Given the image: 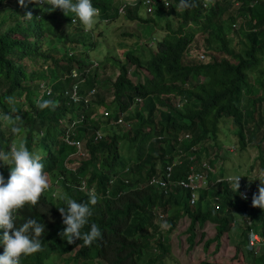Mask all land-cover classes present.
Returning <instances> with one entry per match:
<instances>
[{
    "label": "trees",
    "instance_id": "obj_1",
    "mask_svg": "<svg viewBox=\"0 0 264 264\" xmlns=\"http://www.w3.org/2000/svg\"><path fill=\"white\" fill-rule=\"evenodd\" d=\"M114 1L92 0L99 9V19L120 14ZM142 1L122 0L121 14L140 23H153L154 16L170 19L176 28L171 29L166 20L165 33L154 48L143 46L145 56L131 49L125 51L123 60L113 63L117 73L108 83L107 94L96 88L97 75L84 68L88 63L83 57L74 52L57 56L58 47L51 49L49 39H58L62 46L67 41L70 46L86 45V39H80L81 30L78 37L68 39L70 17L61 16L59 9L47 12L36 4L23 8L18 0H12L14 7L9 8V0H0V9H11L0 17V113L9 111L7 98L15 97V107L23 118L20 135L30 152L40 145L37 152L43 157L41 163L50 185L37 205H25L17 214V227L28 218L45 225L43 250L22 256L20 264H47L52 256L57 259L65 254L64 264L68 260L71 264H143L144 256L147 264H161L162 257L169 254V238L181 216L188 219L187 249L194 245L195 228L205 222L214 224L215 234L202 242V248L207 249L212 241L218 246L222 233L227 234L235 225L236 216L245 222L244 231L251 227L264 239V210L252 207V201H243L238 195L244 182L252 195L255 193L251 179L217 170L220 180L212 182L215 174L208 172L207 188L198 190L192 204L188 203V190L179 185L186 180L189 167L197 170L204 162L211 164L209 152L216 155L221 146L218 131L223 119L234 129L232 146L251 149L253 169L264 173V0H239L236 6L229 0H197L198 6L189 10H181L179 0H167V5L152 0V11L143 8L145 17H141ZM231 7L235 9L233 15L229 13ZM27 11L39 18L23 19ZM234 35L238 40L231 45ZM198 49L201 59L188 56ZM38 60L39 66L50 60L53 69L45 73L41 68L32 78L34 70L27 72L26 67ZM128 63L145 70L141 81L133 83L127 77ZM71 69L82 71L75 78L79 81L75 103L62 92L73 81ZM47 80L51 91L40 96L37 84ZM176 96L183 99L179 106L173 103ZM42 98L52 105L37 108L36 101ZM243 101L247 102L244 107ZM104 110L109 111L108 116L102 115ZM119 113L123 114L121 123H112ZM70 121L75 123L67 130L65 124ZM2 123L0 151L7 152L16 138L9 126L6 135ZM97 129L98 139L94 138ZM65 135L80 142L79 150L84 154L74 166L64 163L73 147L64 143ZM169 164L167 185L148 183L151 177L163 178ZM7 169L0 166L5 179L9 177ZM231 176H241L237 191L225 180ZM54 184L61 189L56 196L58 187ZM90 190L99 201L91 206L93 214L82 231H89L95 223L102 239L90 247L82 246L79 240L68 244L58 234L65 227L58 208L66 207L67 198L86 202ZM163 221L172 227L161 228ZM2 233L0 230V236ZM202 236L201 232L199 240ZM3 247L0 244V254ZM239 258L228 262L200 260L196 264H264L263 254H252L250 260L244 254Z\"/></svg>",
    "mask_w": 264,
    "mask_h": 264
},
{
    "label": "rangeland",
    "instance_id": "obj_2",
    "mask_svg": "<svg viewBox=\"0 0 264 264\" xmlns=\"http://www.w3.org/2000/svg\"><path fill=\"white\" fill-rule=\"evenodd\" d=\"M117 2L121 3L122 0H115L114 5L117 7L120 6V3L117 5ZM5 3V1L3 2ZM7 6L9 8L14 7V3L12 0H9V3H7ZM51 7V6H50ZM49 7V8H50ZM11 9H0V17L4 16L5 13H9ZM235 9L234 7H231L229 10V13L232 15L234 14ZM140 15L141 17H145L144 10L140 6ZM244 19V18H242ZM169 21L171 24V29L176 28L173 24L172 20L170 22V19L166 18H156L154 16V22H147V23H140L139 21L135 20H128L124 17L123 14H118L113 19L109 20H100L98 18V23L95 24L94 28L90 31H86L83 27V25L76 20V22L80 23V28H82V35L80 39H86V45L85 46H78L72 45L70 46V42L67 41V43L62 46L59 44L58 39H49L51 40V49L53 45L57 46V51L55 52L57 56H63L64 54L70 55L71 52H74V54H79L83 59L85 60V63L93 64V62H96V65H92V68L95 67V71L97 74V80H96V88L101 90L103 93L106 92L109 94L110 87L108 88V83L111 82L112 78L116 75L117 69L115 67V63L117 60H123L124 53L123 51L127 49H131L132 51L136 52V55H140V53H143L145 56V50L143 49V46L145 49L149 45H151V48H154L155 41L158 40L163 33H165L164 23L165 21ZM238 21H241V19L238 18ZM167 23V22H166ZM70 26L67 28L66 32L68 33V39H73L74 37H78L77 33L79 32L80 28L75 30L76 26L74 24H69ZM236 35V34H235ZM234 35V36H235ZM238 37L235 36L233 39H231V45L237 42ZM199 39V38H198ZM240 39V37H239ZM149 42H152L151 44ZM145 44V45H144ZM46 48H48V43L45 44ZM71 47V48H70ZM201 48V47H200ZM143 49V51H141ZM148 50V56H149ZM200 49L198 50H191L188 53L189 57H197L201 59L202 57L199 56L201 54ZM198 52V53H197ZM214 56L218 57L213 53ZM186 56V59L189 57ZM113 58V59H112ZM29 62V61H28ZM45 66L42 69L45 73H50L51 69H53L52 64L48 63L50 60L44 61ZM40 60H38L35 64H28L26 67V71L29 72L30 70H34V74L32 75V78L35 75V72L37 70L41 71ZM88 65V64H87ZM84 66V67H87ZM92 70V69H91ZM90 70V71H91ZM127 77L133 82H137L138 80H142V76L146 75L145 70L142 68H137L133 64L128 63L127 64ZM48 84V83H47ZM40 96H44L43 94H40L41 88L37 89ZM104 97V95H103ZM177 97V96H176ZM42 101L45 100V98L41 99ZM247 102L245 103L243 101L242 107L244 105L246 106ZM23 109V108H21ZM100 112V111H99ZM62 123H64L61 120ZM60 122V123H61ZM66 129L70 128V123L65 124ZM220 129L218 131V139L221 143V146L218 150V153L216 155L211 154L212 151L209 152V158H213V161L210 164V167L214 170H223L226 174H233V175H241L245 177L246 179H251V185L255 191V193L258 192V185L259 180L258 177L264 175L261 171H257L253 169L252 167V161H254V152L249 150H239L237 147L232 146V141L235 140L234 136V129L231 128V124L228 120L223 119L222 123L219 124ZM2 130L6 133H8V127L2 123L1 126ZM105 129V128H104ZM41 133V130H40ZM39 133V135H41ZM66 134V131H65ZM16 139L11 143V146L16 144L18 145L19 142L23 141V134L15 135ZM66 142H69L70 139H64ZM78 147L73 146L71 148V152L67 155V158L65 160V166H74L79 161L78 158L83 157L84 154L79 150L80 142H78ZM69 146V145H67ZM40 148L39 146L35 147L33 146V153H38L37 150ZM123 151V150H122ZM125 151H123L124 153ZM125 154V153H124ZM73 159H77L74 162H72ZM68 161H71L69 163ZM66 166V167H67ZM251 167V168H250ZM8 168V167H7ZM9 172V169H7ZM0 174H3V170H0ZM7 181V179H5ZM55 187L58 188L54 192V196L57 195L58 192L61 191L59 186L57 184H54ZM81 185V182H80ZM235 225L232 226L231 229H229L228 233H222L218 240V246H215V242L212 241L210 244H208L207 249L202 248V242L206 238H211L215 234L214 224L205 222L202 226L195 228V237H194V245L187 249V242H186V236L185 228L188 224V219L185 216H181L175 225V230L170 235L169 238V254L165 257H162V260L160 261L161 264H196L200 260H208V261H215V262H228L235 260L236 258H239L240 254H244L246 260H250V257L252 256L251 252L247 253V249L245 248L246 242L244 243V237L245 232V222L242 218L239 216H236L235 218ZM255 228V227H254ZM203 233V236L201 237V240H199V234ZM263 245H258L256 249L258 252L256 255H264V249ZM70 252L69 254H71ZM67 257V254L64 256H60L56 259L55 256H52L50 259L46 260V263H54V264H64L66 261H64V258ZM242 261V260H241ZM71 260H68V264H71ZM143 264H147L146 257L141 260ZM104 264V263H102ZM156 264V262L154 263Z\"/></svg>",
    "mask_w": 264,
    "mask_h": 264
},
{
    "label": "clouds",
    "instance_id": "obj_3",
    "mask_svg": "<svg viewBox=\"0 0 264 264\" xmlns=\"http://www.w3.org/2000/svg\"><path fill=\"white\" fill-rule=\"evenodd\" d=\"M18 4L23 8H27L28 4H36L47 12L59 9L63 12L61 16L65 18L70 17V23L74 24L76 29L80 28L81 23L86 31H90L94 28L95 24L98 23L99 9L93 6L92 0H27V2L26 0H18ZM44 5H51V7L44 8ZM122 5L120 4V6L117 7L120 14L122 12ZM197 6V0H179V7L181 10H189ZM68 13L74 15H69ZM22 18L31 21L39 17L34 18L32 11H27ZM77 19L80 23L76 22ZM80 30V33H82V28H80ZM128 50L130 49L125 51ZM92 65H96V62H93ZM92 65L88 63L87 69L88 71L92 69L91 71L96 73L95 67L92 68ZM44 66L45 63L41 66L42 69ZM81 72L82 71H77L76 69H71L69 71V76L73 81L62 91L63 96L71 103H75L79 99L77 94V85L79 81L75 78L80 76ZM84 72L83 69V73ZM38 88H41L40 94L48 95L51 91V83L48 82V80L39 81L37 84V89ZM182 100L183 99L177 96L173 99V103L179 106ZM7 103L10 105V109L6 113H0V121L6 126H9L14 135H19L22 132L21 124L23 123V118L18 114L19 109L15 107V97L9 96L7 98ZM50 105H52V101H36L37 108L41 110ZM74 123L75 121H70V127ZM97 133H99L98 129ZM65 137L67 138V136L65 135L63 137L64 143H66L64 140ZM42 159L43 157L41 154L30 152L23 141L19 142L18 145L14 144L10 146L7 152L0 151V166H7L9 169L7 181H5L3 174H0V230H3L2 236H0V244L4 246L3 253L0 254V264H20L22 256L26 257L43 250V243L41 240L45 232V225L43 223L33 218H28L19 227L16 225L18 212L22 210L25 205H37L41 195L50 187L48 176L44 172V165L41 163ZM215 171L217 173V170ZM216 173L215 177H217ZM240 178L241 176H231L227 178L235 191L240 187ZM257 179L260 182L257 186V193H253L252 195V192L247 186L248 183L244 182L243 186L238 190V195L243 201H252V207H259L261 210H264V175ZM206 188L207 187H204V189ZM243 189L248 191V197H246L245 194H241ZM197 192L194 201H196ZM86 195V202H77L74 199L67 198L65 200L66 207L58 208L62 217V222L65 225L62 232L58 234L62 239L66 240L68 244H73L75 241L79 240L83 241L82 246L90 247L94 242L102 239V232L95 223L90 225L89 231H82V229L88 225L89 218L93 214L91 206L96 205L99 201V197L94 191L90 190ZM160 226L163 229L172 227L167 221H163ZM251 234L255 235L257 238L253 245H250L248 242ZM246 236L245 248L250 250L251 254L254 256H260V254L256 255L258 252L256 247L258 245H263L262 249H264V239L251 227L247 230Z\"/></svg>",
    "mask_w": 264,
    "mask_h": 264
},
{
    "label": "built area",
    "instance_id": "obj_4",
    "mask_svg": "<svg viewBox=\"0 0 264 264\" xmlns=\"http://www.w3.org/2000/svg\"><path fill=\"white\" fill-rule=\"evenodd\" d=\"M160 2L163 3V5H167V0H159ZM233 3L234 6L238 5L239 4V0H229ZM142 8H144V10L146 12H151L152 9H153V6H152V0H143L142 3ZM231 26H235V23H232ZM200 57H202L201 54H199ZM138 100V99H137ZM178 105V104H177ZM102 115L103 116H108L109 115V111L108 110H104L102 112ZM122 113H119L117 118L113 121H111L112 123H121V117H122ZM100 137V134L99 133H95L94 135V138L98 139ZM64 139H67L66 137ZM66 142V141H65ZM70 145H73V146H76L78 147V141L77 140H70L69 142H66ZM174 162H172L173 164ZM172 164H169V165H166L165 166V169H166V175L163 176V178H158V179H155L154 177H151L148 181L149 184L151 183H156L157 186H160V187H164L165 185H167L169 183L168 179H167V175H168V172L171 170V167H172ZM201 167L200 169H197V170H193L191 167H189V172L187 174V178L185 181H179V185L185 189L188 190L189 192V196H188V202L190 204L194 203V200H195V197H196V192L199 188H204L205 187V180L207 178V173H211V174H215L216 171L214 169H212L210 167V165L206 164V163H202L201 164ZM165 174V173H164ZM228 177L225 178L226 181H228L227 179ZM220 178L218 177H215L212 182H217L219 181ZM241 194H245L246 197H248V191L246 189H243L241 191ZM242 196V195H241ZM257 240L256 236L251 234L250 237H249V244L250 245H253L254 241Z\"/></svg>",
    "mask_w": 264,
    "mask_h": 264
},
{
    "label": "crops",
    "instance_id": "obj_5",
    "mask_svg": "<svg viewBox=\"0 0 264 264\" xmlns=\"http://www.w3.org/2000/svg\"><path fill=\"white\" fill-rule=\"evenodd\" d=\"M244 258H245V255H244Z\"/></svg>",
    "mask_w": 264,
    "mask_h": 264
}]
</instances>
